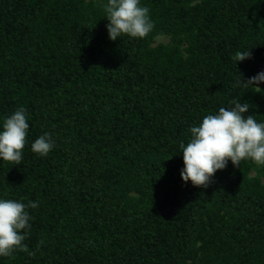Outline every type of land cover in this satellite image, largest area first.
<instances>
[{"label":"trees","instance_id":"1","mask_svg":"<svg viewBox=\"0 0 264 264\" xmlns=\"http://www.w3.org/2000/svg\"><path fill=\"white\" fill-rule=\"evenodd\" d=\"M106 4L0 0V131L21 107L29 125L21 164L0 158V199L38 203L28 251L0 264H264V165L196 187L179 147L234 101L264 123V83H237L264 72V0H140L153 30L114 41Z\"/></svg>","mask_w":264,"mask_h":264},{"label":"clouds","instance_id":"2","mask_svg":"<svg viewBox=\"0 0 264 264\" xmlns=\"http://www.w3.org/2000/svg\"><path fill=\"white\" fill-rule=\"evenodd\" d=\"M107 32L110 40L126 35L131 38H145L154 28L149 9L140 6V0H107L104 7ZM250 48L238 51L235 60L251 57ZM240 76V75H239ZM237 83L261 92L264 72H260ZM252 107L248 102L234 101L230 108L221 107L215 114L205 115L198 126L189 129L191 137L187 144L179 145L183 153V170L180 178L196 187H207L217 170L226 167L228 161L239 167L242 160H251L264 165V123L257 122L253 115H242ZM27 117L23 107L16 110L3 122L0 131V158L15 165L21 164L22 152L27 140ZM54 143L48 133L31 144V150L40 156H47ZM38 203L0 199V256L10 257L15 250L28 251L22 243L29 228L30 216L26 208H37Z\"/></svg>","mask_w":264,"mask_h":264},{"label":"rangeland","instance_id":"3","mask_svg":"<svg viewBox=\"0 0 264 264\" xmlns=\"http://www.w3.org/2000/svg\"><path fill=\"white\" fill-rule=\"evenodd\" d=\"M168 41V37L167 36H160V37H156L153 40V45H156L157 43H166ZM261 83L258 85H255L256 87H260Z\"/></svg>","mask_w":264,"mask_h":264}]
</instances>
